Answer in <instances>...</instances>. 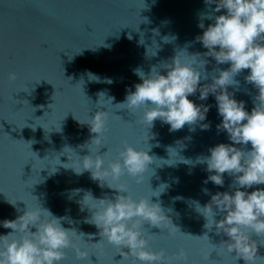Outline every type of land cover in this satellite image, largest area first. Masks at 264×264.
Segmentation results:
<instances>
[{
  "label": "water",
  "instance_id": "obj_1",
  "mask_svg": "<svg viewBox=\"0 0 264 264\" xmlns=\"http://www.w3.org/2000/svg\"><path fill=\"white\" fill-rule=\"evenodd\" d=\"M209 8L215 4L206 5L205 0H0V235L12 231L3 227L4 220H14L27 206L40 204L63 218L64 228L84 234L73 237V242L88 253L87 259H78L70 247L64 250L61 264H140L131 257L124 259L106 240L95 244L102 237L86 222L92 214L87 206L96 203L91 196L114 200L127 193L109 188L106 182L101 187L89 171L78 175L65 168H79L83 157L106 152L107 165L127 143L153 157L144 181L137 184L125 175L109 182L125 184L133 199L150 197L152 203L159 202L172 221L167 229L143 224L149 249L163 250L171 264H185L175 256L181 250L187 254V264H245L234 259L235 252L229 254L222 247L213 251V244L228 237L217 234L214 227L205 229V218L196 207L207 204L217 192L234 191L230 187L234 178L227 173L223 187L205 184L206 165L197 163L198 157L210 155L209 148L232 143L226 132L217 130L222 118L215 96L209 94L204 101L199 91L189 96L197 105L211 106L204 121L211 124L208 130L196 125L191 131L186 125L170 132V125L159 120L147 128L140 121L141 112L133 114L117 106L142 82L136 70L147 75L179 51L188 55L207 51L195 38L203 32L198 24ZM203 22L207 27L213 21ZM186 53L179 54L187 58ZM204 59L209 61L204 69L208 79H202L201 86L218 75L216 68L230 66L217 65L212 57ZM249 71L236 76L238 87L230 86L228 91L251 112L258 90L245 81ZM10 73L16 74L15 80L9 79ZM98 111L109 113L100 146L91 144L98 134L79 122ZM161 185L165 187L160 196L151 197ZM257 187L264 185L247 191ZM205 234L209 240L197 238ZM253 239L258 245L255 264H264V245L259 243L264 237Z\"/></svg>",
  "mask_w": 264,
  "mask_h": 264
},
{
  "label": "clouds",
  "instance_id": "obj_2",
  "mask_svg": "<svg viewBox=\"0 0 264 264\" xmlns=\"http://www.w3.org/2000/svg\"><path fill=\"white\" fill-rule=\"evenodd\" d=\"M205 4H215V8H209L207 13L202 14L198 27L203 32L195 39L207 51L193 55L179 51L170 62L153 66L147 75L136 70L135 74L142 82L137 83L135 91H129L125 102L117 106H123L133 114L141 112L140 121L147 128L153 127L154 122L159 120L170 125V132L181 130L186 125L191 131L196 125L201 130H208L211 124L204 121L211 106L197 105L189 96L197 91L201 101L207 100L209 94L215 96L218 115L222 118L217 130L226 132L232 143H220L209 148L210 155L198 157L197 163L206 165L209 175L205 184L210 181L223 187L224 174L227 173L234 178L230 185L234 191L217 192L207 204L201 207L197 203L196 207L205 218V229L211 231L214 227L217 234L228 237L219 245L213 244V251L222 247L229 254L235 252V260L255 264L258 245L253 236L264 237V188L257 187L251 192L247 189L264 185V0H205ZM221 10H224L222 14L215 15ZM204 19L213 22L205 27ZM180 52L186 53L187 58ZM204 57H212L217 65L230 66L223 70L216 68L214 71L218 75L213 74L212 82L201 86V80L208 79L204 69L209 61ZM160 69L166 74H161ZM246 69L250 71L245 81L258 90L251 112L245 109L244 101H237L234 92L228 91L230 86L238 87L239 81L235 77ZM91 78L96 79L94 76ZM9 79L15 80L16 74L10 73ZM108 119V112L98 111L87 121L79 120L81 124L87 123L92 133L98 134L91 144L102 145ZM249 144L251 149L247 150ZM106 154L83 157L79 168L64 166L72 168L78 175L89 171L91 178L99 181L101 187L106 182L109 188L127 193L117 195L114 200H97L87 193L96 203L87 206L92 214L86 222L94 225L102 237L95 244L106 240L124 259L131 257L140 264H171L172 258L163 250L156 252L149 249L142 231L145 222L161 229H167L169 222L172 224L160 203H152L150 197L133 199L125 184L109 182V178L119 181L127 175L134 178L137 184L142 183L153 157L148 151L137 150L127 143L119 151L118 158L109 160L107 165ZM164 187L161 185L152 191L151 197H159ZM204 191L208 193L207 189ZM217 215L221 217L219 220ZM62 219L39 204L35 208L27 206L24 214L14 220H4L3 227L12 231L0 235V264H61L66 256L64 250L70 247L75 249L78 259H87L88 253L73 242V237H83L84 234L77 235L74 229L64 228ZM33 228L35 231H32ZM197 238L209 240L207 234ZM211 254L205 258L206 261H210ZM175 256L187 264V254L183 250Z\"/></svg>",
  "mask_w": 264,
  "mask_h": 264
}]
</instances>
